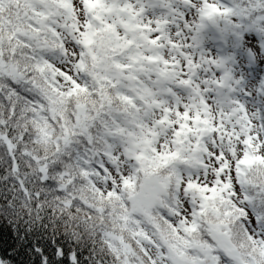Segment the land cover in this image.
<instances>
[{"label": "snow or ice", "instance_id": "1", "mask_svg": "<svg viewBox=\"0 0 264 264\" xmlns=\"http://www.w3.org/2000/svg\"><path fill=\"white\" fill-rule=\"evenodd\" d=\"M0 224V264H264V0H0Z\"/></svg>", "mask_w": 264, "mask_h": 264}, {"label": "trees", "instance_id": "2", "mask_svg": "<svg viewBox=\"0 0 264 264\" xmlns=\"http://www.w3.org/2000/svg\"><path fill=\"white\" fill-rule=\"evenodd\" d=\"M0 236L3 237L4 240L11 244L13 242L11 233L8 230V226L5 224H0ZM19 260H24V257H19Z\"/></svg>", "mask_w": 264, "mask_h": 264}]
</instances>
